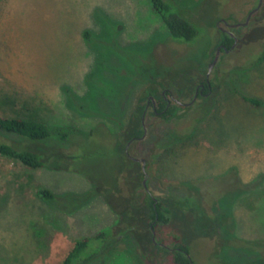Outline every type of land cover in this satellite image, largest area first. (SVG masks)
Listing matches in <instances>:
<instances>
[{"label": "rangeland", "instance_id": "1", "mask_svg": "<svg viewBox=\"0 0 264 264\" xmlns=\"http://www.w3.org/2000/svg\"><path fill=\"white\" fill-rule=\"evenodd\" d=\"M257 2L175 0L196 29L181 41L169 37L149 0H0V115L87 131L98 123L115 129L138 107L141 125L142 90L155 82L156 101H163L161 89L188 100L219 43L216 21L242 22ZM230 30L237 40L211 65V92L176 108L168 122L145 117L144 136L132 145L134 157L150 162L148 188L175 221L157 226L156 243L143 206L139 225L124 233L127 195L104 192L119 166L108 157L113 138L101 132L89 138V154L71 165L74 171L28 168L0 155V264H59L74 242L88 237L91 251L94 234L111 229L118 247L86 264H173L172 248L189 243L190 231L193 264H215L226 226L219 215L226 213L236 238L264 239V0L245 25ZM66 89L83 96L87 114L70 110ZM231 178L238 182L230 188ZM38 188L54 197L42 198ZM204 188L226 212L209 209ZM176 227L184 236L172 244L166 233Z\"/></svg>", "mask_w": 264, "mask_h": 264}, {"label": "trees", "instance_id": "2", "mask_svg": "<svg viewBox=\"0 0 264 264\" xmlns=\"http://www.w3.org/2000/svg\"><path fill=\"white\" fill-rule=\"evenodd\" d=\"M149 1L154 11L164 23L170 38L189 41L196 35V29L193 24L178 13L179 9H175V7H179L175 3V0ZM232 41L233 40L228 36L222 34L219 44L223 45L224 49H220V51L229 50ZM142 79L143 78L140 80ZM157 88V83L151 82L142 90L141 96L153 95L156 93ZM66 94L67 104L71 111H74V113L78 111L80 115L87 114L84 112L83 96L78 97L68 89H66ZM242 98L252 105H258L260 103L259 100L253 97L242 96ZM75 108H77V110H74ZM118 108H120V105H118ZM156 110L159 111L158 118L165 122L177 116L173 107L165 108L164 102H157ZM137 113L138 107L133 110L131 117L126 119L125 122L120 123L117 121L113 124L115 129H109L105 124L98 123L87 131H82L73 125L49 124L32 117L0 115V155L10 158L28 168L51 167L74 171L76 169L71 165L84 157V154H89L87 141L92 135L102 132L107 136H111L114 142L112 144V152L108 157H111L112 161H117L116 163L119 167L113 176L114 181H112V183L109 182L110 184L104 192H124L127 195L125 197L128 201L130 216L125 219L127 226L124 229V233H130L139 225L137 221L139 219V214H141L140 208L142 206L147 209L144 218L147 220L148 227L151 225V228L156 233L158 225H172L175 221H173L169 208L154 197L148 188L150 162L145 160L144 171H142L140 166H136V162L130 160L124 154L126 143L131 140L127 147V153L133 156L131 153L132 145L142 134L138 135L135 132L136 128L141 126L136 123ZM148 117H155L153 110L148 111ZM167 143H165L164 146L167 147L170 145V143ZM61 160L66 163V167H61V164L56 165V161L61 162ZM130 165H132V167L128 168ZM144 176L146 177L145 188L141 183ZM94 182L97 185L95 187V192L100 193L102 190L99 189V182ZM237 182V178H231L230 188L233 183L237 184ZM118 183H121L123 187ZM195 183H197V181L189 182L188 185L191 186ZM251 184V188H254L257 182L254 181ZM138 190H141V194L139 195ZM199 191L210 210L215 213H219L220 211L226 212L227 209L225 207L222 206V208L216 205L211 195H209V199L205 198L204 195L208 196L206 188L200 189ZM36 193L44 199H52L54 197V195L45 188H38ZM219 217L222 219L221 222L226 226H224V228L222 226L224 231H222L223 233L220 232L219 237L221 242L219 243L218 251L213 254V262L215 264H237L236 262L239 264H264V239L245 240L236 238L232 233L229 214L219 215ZM176 229V232L174 230L173 232L166 233L170 237L172 244L179 243L184 236V234L182 235V232L178 230V227H176ZM192 233L193 232L190 231L188 235H186L190 241L189 243L176 246L183 252L180 250H174L172 252L171 262L173 264H193L194 253L190 252L193 244ZM221 237L223 239H221ZM93 239H97L98 244L96 248L87 251L89 238L83 237L74 242L59 264H86L90 260L102 256L105 251L114 250L118 247V241L112 229L94 234Z\"/></svg>", "mask_w": 264, "mask_h": 264}, {"label": "flooded vegetation", "instance_id": "3", "mask_svg": "<svg viewBox=\"0 0 264 264\" xmlns=\"http://www.w3.org/2000/svg\"><path fill=\"white\" fill-rule=\"evenodd\" d=\"M258 3V2H257ZM257 3H256V5L253 7V8H251L250 10H248L247 11V13H246V16H245V18L248 16V14H249V12L250 11H252L256 6H257ZM260 3H261V0H260ZM260 7V5L257 7V9L255 10V11H253V12H251L250 13V15L248 16V20H249V18L251 17V15L254 13V12H256L257 10H258V8ZM245 18H244V20H245ZM243 20V21H244ZM247 20V21H248ZM242 21V22H243ZM242 22H227V19H225V18H220L218 21H216V27L218 28V31L220 32V38H219V40L221 39V36H222V34H224V35H226V36H228L231 40H237V37H236V35L230 30V29H235L236 27H238L239 25H240V23H242ZM220 23L224 26V27H220ZM233 42V41H232ZM219 47V51H220V49H224V47H223V45H221V44H217V46H216V48H218ZM216 48H215V50H216ZM214 56V55H213ZM208 66V65H207ZM208 72H207V69H206V72H205V75H204V78L203 79H201V80H199L195 85H194V88H193V92H192V95L190 96V99L189 100H186V101H183V100H180V99H177V98H175V97H173L171 94H170V91H168V90H165V89H161L160 91H159V95L161 96V99L163 100L162 102H164L165 103V108H167V107H173L174 108V112H175V110H176V108H178V107H190V105L195 101V99L196 98H199V97H202V96H205V95H207V94H209L210 92H211V86H210V83H209V80H208ZM157 92V91H156ZM158 93V92H157ZM157 93H154L153 95H146V100H145V105H144V107H143V110H142V112H141V116H140V124H141V128H142V134H141V136L140 137H138L137 139H140V138H142L143 136H144V132H145V129H144V122H143V119L145 118V117H148V107H150L151 109L150 110H153V112L155 113V117H157L158 118V112L159 111H157L156 110V108H157V102L158 101H156L155 100V97H154V95L155 94H157ZM150 102V103H149ZM131 140H129L127 143H128V145H129V142H130ZM127 143H126V145H127ZM125 145V146H126ZM128 145H127V147H128ZM124 149H125V147H124ZM124 154L130 159V160H132V161H134V162H137V161H139L140 162V169H141V165H142V162L140 161V159H142V158H136V157H134V156H130V155H128V153L127 152H125V150H124ZM133 158H135L136 160H133ZM144 164H145V159H144V163H143V167H144ZM142 170V169H141ZM142 171H144V170H142ZM145 177V176H144ZM143 177V178H144ZM142 178V179H143ZM145 181H146V177H145ZM141 183H142V181H141ZM144 187V186H143ZM146 187V186H145ZM144 187V188H145ZM150 229V228H149ZM156 243V242H155ZM163 247H165V248H167L168 249V247H166V246H164V245H162ZM172 250L174 251V250H180L178 247H173L172 248ZM181 251V250H180ZM181 252H183V251H181ZM190 262V261H189ZM177 264H183V263H177ZM192 264V263H191Z\"/></svg>", "mask_w": 264, "mask_h": 264}, {"label": "water", "instance_id": "4", "mask_svg": "<svg viewBox=\"0 0 264 264\" xmlns=\"http://www.w3.org/2000/svg\"><path fill=\"white\" fill-rule=\"evenodd\" d=\"M259 5H260V0H258L257 6L252 11L249 12L248 16L250 15L251 12L255 11ZM248 16L246 17V19L242 23H240L239 26H243V25H245L247 23ZM234 43H235V40H233V42H232V44H231L230 47H232ZM218 52H219V47L216 48L215 53H214V56H213L211 62L207 66V72L210 70L211 65L214 63V61H215V59L217 57ZM127 145H128V143H127ZM127 145L125 146V149H124L125 152H127ZM133 160H136V159L133 158ZM140 161L142 162L141 169L144 170V167H143L144 159H140ZM142 186L145 187V177L142 179ZM149 228L151 230V240H152V242L155 243V240H154V231L152 230L151 225L149 226Z\"/></svg>", "mask_w": 264, "mask_h": 264}]
</instances>
